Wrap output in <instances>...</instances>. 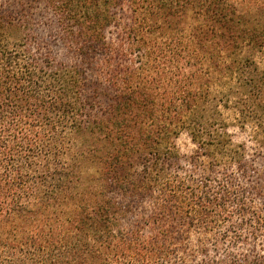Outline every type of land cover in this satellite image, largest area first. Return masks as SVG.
Here are the masks:
<instances>
[{"label": "trees", "instance_id": "1", "mask_svg": "<svg viewBox=\"0 0 264 264\" xmlns=\"http://www.w3.org/2000/svg\"><path fill=\"white\" fill-rule=\"evenodd\" d=\"M40 1L0 4V264H264V132L181 67L264 54V0H44L64 56Z\"/></svg>", "mask_w": 264, "mask_h": 264}, {"label": "rangeland", "instance_id": "2", "mask_svg": "<svg viewBox=\"0 0 264 264\" xmlns=\"http://www.w3.org/2000/svg\"><path fill=\"white\" fill-rule=\"evenodd\" d=\"M13 1L0 0V4L7 8ZM32 11L37 30L49 40L53 48L60 53V56H64L65 49L57 37L60 34V29L51 9L42 0L33 7ZM182 31H180V36L184 34L186 40L191 38L190 25L184 24ZM110 35L116 37L117 30L111 29ZM226 52H224L220 64H210L208 60H205V62L194 66L190 52L183 51L181 67H183V73L192 74L196 83V76L201 83L210 82L209 91L218 100L223 115L231 124L230 130L234 139L245 144L247 156L255 159L253 162L259 165L261 159L258 160L256 156L252 155L255 147L252 137L261 135L264 129L250 117L251 108L244 109L242 115H239L238 112L242 107L241 102L245 101L254 103L258 110L264 111V84L261 82V76L264 74V54L261 52L251 53L247 49L239 50L235 54ZM180 142L185 153H191L195 148L186 134L180 138Z\"/></svg>", "mask_w": 264, "mask_h": 264}]
</instances>
